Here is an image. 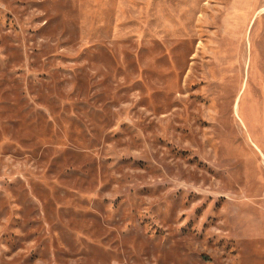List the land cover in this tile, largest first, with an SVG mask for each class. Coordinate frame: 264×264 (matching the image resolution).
Masks as SVG:
<instances>
[{"label":"rangeland","instance_id":"374dc122","mask_svg":"<svg viewBox=\"0 0 264 264\" xmlns=\"http://www.w3.org/2000/svg\"><path fill=\"white\" fill-rule=\"evenodd\" d=\"M0 264H264V0H0Z\"/></svg>","mask_w":264,"mask_h":264}]
</instances>
